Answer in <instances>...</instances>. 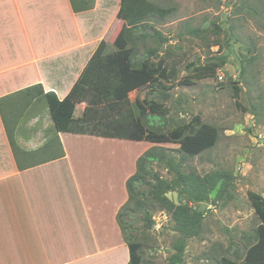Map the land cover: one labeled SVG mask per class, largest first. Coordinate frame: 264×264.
I'll use <instances>...</instances> for the list:
<instances>
[{"label": "rangeland", "instance_id": "1", "mask_svg": "<svg viewBox=\"0 0 264 264\" xmlns=\"http://www.w3.org/2000/svg\"><path fill=\"white\" fill-rule=\"evenodd\" d=\"M153 3L173 10L159 23H153L170 41L163 45L164 52L147 60L151 66L160 59L169 64L167 78L161 82V91L168 97L155 98L156 103L168 109L163 131L198 117L203 124L216 130L215 145L199 155L188 156L181 154L177 143L159 145L82 135L64 136V153L76 177L79 194L95 205L98 213L104 212V205L112 210L116 201L118 208L126 202L125 181L135 172L137 158L152 147L171 149L178 161L184 157L183 170L186 172L199 175L213 170L231 172L233 198L225 204L219 201L199 205L198 209L204 212L201 234L188 240L179 263L220 264L221 257L234 259L235 250L243 255L253 241L251 238L259 221L246 192L264 196V0H155ZM198 28L217 29L221 49L206 48L186 35ZM116 40L119 41V37L112 42L114 51L118 48ZM108 51L113 48L108 47ZM191 65H216L214 77L197 79ZM237 82L242 91L235 97L231 86ZM148 90L144 87L132 91L129 98L131 101L136 97L140 100L152 98ZM35 109L29 106L26 110L19 129L23 137L36 130L38 124L45 130L52 127L47 111L41 107L37 122L29 124V116ZM81 110L82 106H77L75 115ZM50 156L53 155L42 150L21 158V164L43 161ZM152 167L163 178H172L162 167L156 164ZM46 173V169L38 171L39 176ZM214 194L215 191L210 198ZM166 196L175 204L196 207L176 193ZM135 214L131 231L141 243V264H169L177 238L169 215L164 211L152 212L151 229L140 231L143 221L139 218L143 214ZM119 243L124 244L121 235Z\"/></svg>", "mask_w": 264, "mask_h": 264}, {"label": "trees", "instance_id": "2", "mask_svg": "<svg viewBox=\"0 0 264 264\" xmlns=\"http://www.w3.org/2000/svg\"><path fill=\"white\" fill-rule=\"evenodd\" d=\"M153 1L120 0L117 18L125 23V27L119 32V41L116 40L118 48L111 53L105 52L106 44L102 41L64 98L59 99L52 91L44 92L39 84L0 98V115L18 164H21V158L42 150L53 155L45 160L64 156L56 134L41 148L31 152L17 145L15 137L21 131L19 129L29 106L47 111L54 133L159 145L177 143L181 154L188 156L199 155L215 145L216 130L203 124L198 117L187 124L163 131L168 109L156 103L155 98L168 97L167 93L161 91V82L167 78L169 64L160 59L155 66H151L147 60L164 52L163 45L170 41L153 23L165 19L173 10L160 8ZM186 35L200 41L206 48L215 46L220 50L222 47L217 29L198 28ZM191 67L197 79L214 77L216 70V65ZM238 85L237 82L231 86L235 97L242 91ZM144 87L149 88L148 94L153 97L142 100L136 97L131 101L129 94ZM81 103L85 106L81 115L75 117L76 105ZM183 162L184 157L178 161L171 149L163 147H152L137 158L135 172L125 181L127 200L116 215L122 240L128 248L127 264H141V243L135 240L136 236L131 231L136 220L135 213L143 214L139 218L143 221L140 231L151 229L152 212L164 211L169 215L177 238L172 248L175 253L169 257L168 263L179 264L188 240L201 234L204 212L198 209L199 205L219 201L225 204L233 198L234 177L231 172L213 170L199 175L184 171ZM153 164L167 170L172 178L168 180L160 176L153 170ZM214 191V196L210 198ZM170 192L186 198L196 207L175 204L166 196ZM246 196L259 221L251 238L253 241L244 249L243 255L240 256L235 250L234 259L221 257L220 264H264V197L253 191H247Z\"/></svg>", "mask_w": 264, "mask_h": 264}, {"label": "crops", "instance_id": "3", "mask_svg": "<svg viewBox=\"0 0 264 264\" xmlns=\"http://www.w3.org/2000/svg\"><path fill=\"white\" fill-rule=\"evenodd\" d=\"M119 6L120 0H0V98L37 84L64 98L102 41L105 52L114 51L112 42L125 27ZM77 106L85 105L75 112ZM39 109L29 124L37 122ZM37 126L29 136L16 134L21 149L37 150L56 134L65 154L63 137L82 136ZM75 178L66 154L18 164L0 115V264L128 263V248L119 243L118 201L98 213Z\"/></svg>", "mask_w": 264, "mask_h": 264}]
</instances>
